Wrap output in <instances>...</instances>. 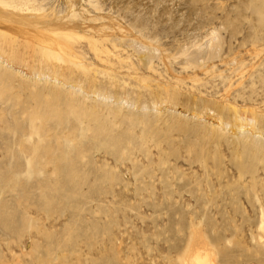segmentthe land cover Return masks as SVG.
<instances>
[{
	"label": "rangeland",
	"instance_id": "obj_1",
	"mask_svg": "<svg viewBox=\"0 0 264 264\" xmlns=\"http://www.w3.org/2000/svg\"><path fill=\"white\" fill-rule=\"evenodd\" d=\"M0 264H264V0H0Z\"/></svg>",
	"mask_w": 264,
	"mask_h": 264
}]
</instances>
